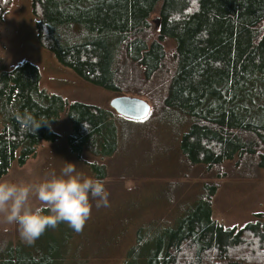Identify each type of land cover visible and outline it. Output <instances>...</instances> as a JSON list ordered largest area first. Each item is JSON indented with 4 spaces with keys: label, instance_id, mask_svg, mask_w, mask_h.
Masks as SVG:
<instances>
[{
    "label": "trees",
    "instance_id": "obj_1",
    "mask_svg": "<svg viewBox=\"0 0 264 264\" xmlns=\"http://www.w3.org/2000/svg\"><path fill=\"white\" fill-rule=\"evenodd\" d=\"M11 5L0 0V20ZM32 11L39 42L61 64L147 100L151 111L132 120L111 107L69 103L41 88L36 64L0 65V179L42 141L57 140L52 126L62 113L73 120L67 144L79 159L85 150L102 159L117 153L153 125L174 127L183 163L209 177L224 179L233 162L264 170V0H32ZM25 111L46 124L31 132L17 119ZM86 163L107 180L104 165ZM214 180L177 226L152 237L139 226L121 264H264V212L242 228L223 226L212 218ZM74 234L62 223L32 245L0 243V264H89Z\"/></svg>",
    "mask_w": 264,
    "mask_h": 264
},
{
    "label": "rangeland",
    "instance_id": "obj_2",
    "mask_svg": "<svg viewBox=\"0 0 264 264\" xmlns=\"http://www.w3.org/2000/svg\"><path fill=\"white\" fill-rule=\"evenodd\" d=\"M24 61L39 67L41 88L69 103L110 108V100L118 96L117 92L96 86L61 64L39 42L32 0H12L9 11L0 20V65L10 70ZM73 124L62 113L52 126L59 135L57 140L42 141L35 155L22 166L16 160L1 179L38 182L52 172L59 173L66 162L74 163L85 175L98 178V171L86 162L104 165L109 175L106 187L110 207L94 206L83 232L73 235V244L77 243L81 256L89 257V264H121L135 242L139 226L145 237L177 226L193 211L204 191L203 183L209 180L215 179L220 184L213 199L212 218L223 226L242 228L256 222L258 214L264 212V170L254 169L246 162L241 166L228 163L222 168L226 176L219 181L200 168H190L177 152L174 127L164 131L152 125L145 131H135L117 153L102 159L85 150L79 159L67 144ZM3 125L1 117L0 131ZM57 239L61 240V236ZM18 241L21 240L16 227L0 221V243Z\"/></svg>",
    "mask_w": 264,
    "mask_h": 264
},
{
    "label": "clouds",
    "instance_id": "obj_3",
    "mask_svg": "<svg viewBox=\"0 0 264 264\" xmlns=\"http://www.w3.org/2000/svg\"><path fill=\"white\" fill-rule=\"evenodd\" d=\"M17 119L33 133L46 124L27 111L18 113ZM109 196L106 181L66 162L59 173L52 172L38 182L0 179V221L15 226L20 240L32 245L62 223L82 233L94 206L110 207ZM33 200L39 203L34 205Z\"/></svg>",
    "mask_w": 264,
    "mask_h": 264
},
{
    "label": "water",
    "instance_id": "obj_4",
    "mask_svg": "<svg viewBox=\"0 0 264 264\" xmlns=\"http://www.w3.org/2000/svg\"><path fill=\"white\" fill-rule=\"evenodd\" d=\"M109 105L117 114L132 120H143L151 111L148 101L133 95H118L110 100Z\"/></svg>",
    "mask_w": 264,
    "mask_h": 264
}]
</instances>
